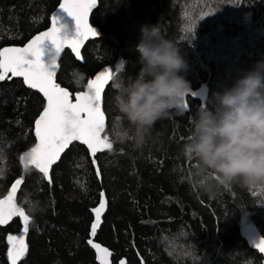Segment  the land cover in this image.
Instances as JSON below:
<instances>
[{
    "label": "trees",
    "instance_id": "obj_1",
    "mask_svg": "<svg viewBox=\"0 0 264 264\" xmlns=\"http://www.w3.org/2000/svg\"><path fill=\"white\" fill-rule=\"evenodd\" d=\"M60 3L0 0V49L23 46L47 29ZM91 22L99 38L85 46L82 61L64 52L57 82L74 96L103 67L113 69L104 95L113 148L97 154L95 165L76 142L53 167L51 185L34 168L24 172L20 157L36 143L34 123L45 100L22 79L0 82V143L11 145L0 160V198L22 177L18 203L31 216L28 251L17 264H99L89 239L111 250L113 264H264V253L244 234L253 225L264 236V185H217L210 194L190 178L197 162L185 153L196 112L264 59V0H100ZM145 23L159 24L179 46L188 63L182 75L207 96H189L187 111L172 109L136 147L114 142L115 128L127 121L119 119L112 84L138 75L134 45ZM101 192L107 206L93 238L91 209ZM26 193L38 203L35 213L23 204ZM22 228L20 218L0 225V264H10L7 237Z\"/></svg>",
    "mask_w": 264,
    "mask_h": 264
},
{
    "label": "clouds",
    "instance_id": "obj_2",
    "mask_svg": "<svg viewBox=\"0 0 264 264\" xmlns=\"http://www.w3.org/2000/svg\"><path fill=\"white\" fill-rule=\"evenodd\" d=\"M134 47L141 65L138 75L112 84L119 119L127 121L126 126L117 125L113 139L140 147L159 119L172 109L182 113L187 108L184 97L190 82L182 75L187 60L159 24L141 25ZM208 104L196 112L185 145L186 155L197 162L190 178L210 194L217 185H264V59L244 70L231 86L213 92ZM22 200L31 212L38 210L30 193Z\"/></svg>",
    "mask_w": 264,
    "mask_h": 264
},
{
    "label": "snow or ice",
    "instance_id": "obj_3",
    "mask_svg": "<svg viewBox=\"0 0 264 264\" xmlns=\"http://www.w3.org/2000/svg\"><path fill=\"white\" fill-rule=\"evenodd\" d=\"M96 0H63L59 10L51 16V27L36 35L25 47H5L0 49V82L11 80L13 77H22L24 83L31 89L42 93L46 104L35 120V136L38 143L20 157L27 169L33 166L43 174L51 185L52 166L61 159L62 153L74 141L81 142L90 150L92 162L98 152L111 150L113 143L105 132V112L102 110V93L105 85L112 79V70L101 71L94 79L86 84V91L78 92L74 101L69 91L55 82L56 71L59 67L57 61L65 48H70L77 57L80 48L89 36L99 33L88 23L91 9ZM74 18L76 35L69 36L66 31L67 24L63 21V14ZM50 41L54 46L50 59L45 60L46 45ZM49 51H52L51 49ZM188 106V105H187ZM0 143V160L3 158L5 147ZM77 164V167H80ZM99 177L100 169L95 168ZM3 170L0 169V175ZM23 178L17 179L6 196L0 198V225H6L13 217H20L23 222L21 235H9L7 241L9 251L7 256L10 264H17L28 251L25 237L29 232L30 214L16 203V193ZM79 183V181H77ZM83 187V185H81ZM99 206L91 209L94 213V222L91 224L90 235L95 237L101 224L102 213L106 210L107 200L103 192L100 193ZM88 244L96 250L99 264H110V250L93 239ZM255 247L264 253V238H261ZM121 264H124L121 261Z\"/></svg>",
    "mask_w": 264,
    "mask_h": 264
},
{
    "label": "water",
    "instance_id": "obj_4",
    "mask_svg": "<svg viewBox=\"0 0 264 264\" xmlns=\"http://www.w3.org/2000/svg\"><path fill=\"white\" fill-rule=\"evenodd\" d=\"M63 2V0H61V3ZM99 2H100V0H96V5L91 9V11L89 12V16H88V23H89V25L91 26V27H93V28H95L96 29V31L99 33V35H97V36H89V38H87L84 42H83V44H82V46H81V48H80V56L79 57H77V55L70 49V48H65L61 53H60V56H59V59H58V61H57V63H58V65H59V67H58V69H57V71H56V76H55V82L58 84V82H57V76H58V73H59V69H60V59H61V57H62V55L64 54V52L66 51V50H70L72 53H73V55L77 58V59H79V60H83V50H84V48H85V46L90 42V41H92V40H95V39H97V38H99V36H100V30H99V28H97L96 26H94L93 24H92V22H91V19H92V14H93V12L95 11V9L97 8V6H98V4H99ZM60 3V4H61ZM60 6V5H59ZM59 6H58V8L54 11V13H56V12H58V10H59ZM63 21L67 24V28H66V31L68 32V34H69V36H74V35H76V32H75V21H74V18H72V17H70V16H68L67 15V13H64L63 14ZM51 27V22H50V26L47 28V29H45V30H43V31H41V32H44V31H47L49 28ZM41 32H39V33H37L36 35H38V34H40ZM36 35H34L31 39H33ZM30 39V40H31ZM30 40L26 43V44H24L23 46H8V47H25L29 42H30ZM45 45H46V49H45V51H46V55H45V57H44V59L45 60H48V59H50V57H51V55L53 54V51H54V46L51 44V42L50 41H46L45 42ZM52 50V51H49V50ZM105 69H111L112 70V75H113V69L110 67V66H106V67H103L101 70H99L97 73H96V75H98L101 71H104ZM95 75V76H96ZM95 76L93 77V78H91V79H94L95 78ZM13 78H18V79H22L23 80V78L22 77H13ZM112 80V79H111ZM111 80H109L108 81V83L105 85V88H104V91H103V93H102V110L105 112V110H104V95H105V92H106V90H107V87H108V85H109V83L111 82ZM24 81V80H23ZM26 85V84H25ZM60 85V84H59ZM61 86V85H60ZM26 87H28L27 85H26ZM62 88H65V89H67L66 87H63V86H61ZM29 88V87H28ZM31 89V88H30ZM32 90H34V91H36V92H39L38 90H36V89H32ZM68 91H69V93L71 94V97L70 98H72L73 99V101H74V97H75V95L77 94H75L74 96L72 95V93H71V91L69 90V89H67ZM87 89L85 88V90L84 91H86ZM41 95H42V93H40ZM189 96H191V97H195V98H198V99H201V100H205V98H206V96H207V91L204 89V88H202V89H199V90H193L192 88H190V90H189V92L186 94V96L184 97V102L188 105V97ZM42 97H43V95H42ZM44 98V97H43ZM45 100V99H44ZM45 104H46V100H45ZM188 108H189V105L187 106V108L184 110V111H187L188 110ZM105 117H106V120H105V132L107 131V124H108V119H107V115H106V113H105ZM35 132V131H34ZM39 141H38V139L36 138V143L35 144H37ZM74 143H76V141H74L72 144H74ZM78 143H81V142H78ZM35 144H34V146H35ZM71 144V145H72ZM71 145H69V147H68V149L71 147ZM33 146V147H34ZM86 146V145H85ZM32 148V147H31ZM30 148V149H31ZM29 149V150H30ZM68 149H66L65 150V152L64 153H62V155H61V158L63 157V155L66 153V151L68 150ZM29 150H27V151H29ZM108 149H105V150H103V151H101V152H98L97 154H99V153H102V152H105V151H107ZM27 151H25V152H27ZM24 152V153H25ZM89 152H90V150H89ZM96 154V155H97ZM60 161V160H59ZM58 161V162H59ZM57 162V163H58ZM22 163V162H21ZM57 163H55L53 166H52V169H53V167L57 164ZM22 166H23V169H24V172H26L29 168H34L33 166H28V168L26 169L25 168V166H24V164L22 163ZM35 169V168H34ZM52 169L50 170V175H51V173H52ZM37 170V169H36ZM38 171V170H37ZM42 174V173H41ZM43 175V174H42ZM20 179V178H19ZM22 183H23V180H22ZM22 183L18 186V189H17V193H16V203L19 205V203H18V195H19V191H20V189H21V186H22ZM12 187V186H11ZM10 190H11V188H10ZM9 190V191H10ZM20 206V205H19ZM16 218H20V217H13L12 218V220L11 221H13L14 219H16ZM21 219V218H20ZM22 220V219H21ZM11 221H9V223L11 222ZM9 223H7V224H9ZM6 224V225H7ZM3 226H5V225H3ZM22 233V232H21ZM244 234H245V236H246V238H247V240L255 247V244L261 239V238H264V236L262 235V233H261V231L256 227V226H248L246 229H245V231H244ZM21 235V234H20ZM27 237V236H26ZM26 237H25V242H26ZM93 241L95 242V243H99V242H97V241H95L94 239H93ZM99 244H101V243H99ZM103 247H106V246H104L103 244H101ZM106 248H108V247H106ZM256 248V247H255ZM109 249V248H108ZM258 249V248H257ZM93 250L95 251V253H96V250L93 248ZM110 250V249H109ZM110 252H111V250H110ZM111 254H112V252H111ZM96 258H97V253H96ZM110 264H113V261H112V255L110 256ZM97 261H98V259H97ZM123 262H124V264H126V262H125V260H122ZM18 263V262H17ZM98 263H99V261H98ZM119 264H121V262L119 263Z\"/></svg>",
    "mask_w": 264,
    "mask_h": 264
}]
</instances>
